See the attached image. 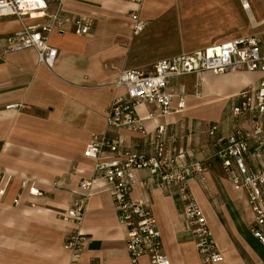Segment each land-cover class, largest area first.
Masks as SVG:
<instances>
[{"label":"crops","instance_id":"obj_1","mask_svg":"<svg viewBox=\"0 0 264 264\" xmlns=\"http://www.w3.org/2000/svg\"><path fill=\"white\" fill-rule=\"evenodd\" d=\"M249 3L252 13H243L242 0L217 7L215 13H195L193 0H145L142 7L129 0H67L60 9L64 15L90 16L94 25L86 35L75 33L71 25L51 34L50 44L58 49L52 68L39 61L36 49L9 51L7 43V36L39 25L45 16L0 17V183L7 182L0 197V264H69L64 242L76 226L60 216L71 206L80 181L93 175L94 161L84 156L92 133H107L123 150L150 155L153 133L162 124L176 136V164L204 167L190 181L189 191L224 254L218 264H264V243L251 232L254 213L247 192L235 189L219 156L232 133L229 116L238 93L263 80V71L177 77L171 85L174 106L185 97L182 112L160 115L156 103L146 101L136 106L145 133L107 127L114 85L124 69L150 68L162 58L248 34L261 38L264 54V13H253ZM58 8L51 2L46 13ZM135 9L147 22L137 35L130 16ZM213 125L218 129L210 135ZM256 147L253 138L249 157ZM136 175L130 196L152 208L171 264H205L176 186L155 185L145 169ZM23 181L44 195L31 198L27 189L22 192ZM80 229L88 237L80 264H133L109 193L91 197ZM138 264L152 263L143 256Z\"/></svg>","mask_w":264,"mask_h":264},{"label":"built area","instance_id":"obj_2","mask_svg":"<svg viewBox=\"0 0 264 264\" xmlns=\"http://www.w3.org/2000/svg\"><path fill=\"white\" fill-rule=\"evenodd\" d=\"M67 0H0V17L40 14L46 20L36 26H26L7 36L9 51L34 48L38 59L52 68L58 56V49L50 44L54 32L63 33L71 25L79 35L89 34L94 22L90 16L71 17L60 9ZM142 7L145 0H129ZM58 5V10L46 13L49 3ZM139 9L130 13L135 35L144 31L147 22L140 17ZM212 71L224 74L237 71H263L264 54L261 38L255 34L233 37L193 52L181 53L156 61L150 68H129L120 72L115 83L117 90L107 111L108 128H125L128 131L145 133L144 119L136 112V106L152 101L160 115L182 112L186 106L181 95L174 106L175 91L172 81L184 75ZM121 90V91H120ZM15 105H8L7 108ZM232 133L223 141L219 152L225 175L235 189H245L248 203L254 213L251 232L264 243V79L240 91L237 102L230 112ZM244 123V124H243ZM246 123V126H245ZM218 129L213 125L209 133ZM255 138L257 147L250 154V141ZM176 136L170 134L166 125H159L152 136L153 152L144 153L123 150L120 141L107 133H92L91 141L84 150V156L94 161L93 175L80 181L79 190L71 206L61 219L71 222L76 229L68 233L64 248L69 251V264H80L88 237L80 229L84 223L86 206L91 197L107 192L111 195L117 221L126 230V249L133 264L148 256L152 264H171L163 251L161 232L152 208L143 201L131 198L130 194L138 182L136 172L145 169L149 179L157 186L167 188L175 185L183 205V213L191 226L196 248L205 264L224 261V254L218 248L208 219L194 196L189 191L190 181L200 175L204 167L176 164L178 149ZM170 145L171 147H169ZM251 160V166L248 162ZM54 186L58 182L53 183ZM7 182L0 183V197L6 193ZM22 192L36 199L44 192L35 185L21 184ZM22 192L14 199L18 205Z\"/></svg>","mask_w":264,"mask_h":264},{"label":"rangeland","instance_id":"obj_3","mask_svg":"<svg viewBox=\"0 0 264 264\" xmlns=\"http://www.w3.org/2000/svg\"><path fill=\"white\" fill-rule=\"evenodd\" d=\"M195 13H215L217 7H227L230 4L238 2V0H193ZM253 5V13H264V0H249ZM251 10V8H250ZM223 9H220V13H223ZM243 13H252V10L249 12L246 8L243 7ZM249 33V32H248Z\"/></svg>","mask_w":264,"mask_h":264},{"label":"bare ground","instance_id":"obj_4","mask_svg":"<svg viewBox=\"0 0 264 264\" xmlns=\"http://www.w3.org/2000/svg\"><path fill=\"white\" fill-rule=\"evenodd\" d=\"M243 7L246 8L250 12L251 5L249 0H242ZM252 20V19H251ZM254 20V19H253ZM255 22V21H254ZM263 23V22H262ZM257 24V23H256ZM259 25V24H258Z\"/></svg>","mask_w":264,"mask_h":264}]
</instances>
